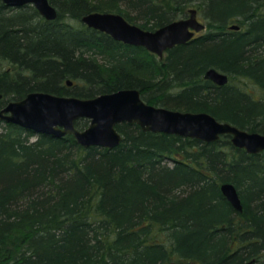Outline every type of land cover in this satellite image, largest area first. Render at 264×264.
I'll return each mask as SVG.
<instances>
[{"label":"trees","instance_id":"obj_1","mask_svg":"<svg viewBox=\"0 0 264 264\" xmlns=\"http://www.w3.org/2000/svg\"><path fill=\"white\" fill-rule=\"evenodd\" d=\"M49 1L53 21L0 1V106L33 90L89 98L136 88L149 104L264 134V0ZM194 5L206 32L162 58L81 21L113 11L153 30ZM210 67L228 82L205 79ZM115 127L117 146L84 147L0 119V264H264V151L247 153L229 135Z\"/></svg>","mask_w":264,"mask_h":264},{"label":"water","instance_id":"obj_2","mask_svg":"<svg viewBox=\"0 0 264 264\" xmlns=\"http://www.w3.org/2000/svg\"><path fill=\"white\" fill-rule=\"evenodd\" d=\"M3 1L15 5L31 2L46 19L57 17V11L49 0ZM189 12L188 17L153 30L130 23L121 14L114 12H89L81 17V21L88 27L110 35L116 41L144 47L161 58L165 50L190 41L195 32L205 28V24L197 19L196 10L190 9ZM230 28L238 29L239 26L233 24ZM204 77L219 85L228 82V76L215 68L207 69ZM70 83L67 80V84ZM79 118L88 119L86 127H75V121ZM0 119L35 132L55 136L71 134L84 147L117 146L122 135L115 126L128 122L136 123L143 131L192 137L205 142L216 141L221 135H230L231 143L247 153L264 151V134L249 132L227 121L217 120L207 112L180 111L149 104L136 88H123L89 98L31 91L0 109ZM220 190L235 210H242L238 192L232 183L221 184ZM253 262L254 260H250L242 264Z\"/></svg>","mask_w":264,"mask_h":264},{"label":"bare ground","instance_id":"obj_3","mask_svg":"<svg viewBox=\"0 0 264 264\" xmlns=\"http://www.w3.org/2000/svg\"><path fill=\"white\" fill-rule=\"evenodd\" d=\"M6 7L7 6H11V7H15V8H20V7H23V6H26V5H28V6H31V7H33L35 10H36V12L38 13V15L42 18V20H44V21H53V20H55V19H52V20H50V19H46L43 15H41L40 13H39V11L37 10V8L33 5V3H31V2H26V3H24V4H21V5H15V4H7V3H5L3 0H0ZM49 3H50V1H49ZM51 4V3H50ZM52 5V4H51ZM53 6V5H52ZM195 6V5H194ZM190 6V7H188L187 9H186V14L183 16V17H179V18H176V19H174V20H177V19H180V18H185V17H188L189 16V14H190V9H195L196 10V14L198 15L199 14V10H198V7L197 6ZM54 8H55V6H53ZM11 9H13V8H11ZM56 9V8H55ZM56 11H57V9H56ZM113 12V11H112ZM114 13H117V12H114ZM174 20H172V21H174ZM171 22V21H170ZM233 24H235V23H233ZM233 24H229V26H228V29L229 30H238V29H232V28H230V26L231 25H233ZM237 25V24H236ZM197 32H199V31H197ZM197 32H195V33H197ZM199 35V34H198ZM196 35L194 34V37H195ZM193 37V38H194ZM125 44V43H124ZM141 47V46H140ZM168 50V49H167ZM166 51V50H165ZM164 51V52H165ZM152 53V52H151ZM154 54V53H153ZM210 68H214V67H210ZM209 69V68H208ZM216 69V68H215ZM207 70V69H206ZM206 70H205V72H206ZM218 70V69H217ZM218 71H220V70H218ZM205 72H204V74H205ZM220 72H222V71H220ZM223 73H225V72H223ZM204 74H203V77H204ZM226 74V73H225ZM227 75V74H226ZM205 78V77H204ZM205 79H207V80H209L210 82H212L213 84H215V85H217V86H222V85H219V84H216V83H214L212 80H210V79H208V78H205ZM122 89V88H121ZM118 90H120V89H118ZM33 91H42V90H33ZM117 91V90H116ZM29 92H31V91H29ZM43 92H46V91H43ZM28 93V92H27ZM26 93V94H27ZM49 93V92H48ZM25 94V95H26ZM1 95V94H0ZM24 95V96H25ZM99 95V94H98ZM23 96V97H24ZM1 97H2V95H1ZM23 97H21V98H23ZM21 98H19V99H21ZM19 99H13V100H19ZM6 101V103L5 104H7L8 102H10V101H12L11 99H6L5 100ZM174 110H178V109H174ZM180 111H186V110H180ZM218 120V119H217ZM24 128V127H23ZM26 129V128H25ZM229 138H230V135H229ZM223 183H225V182H223ZM223 183H221V184H223ZM221 184H220V186H221ZM219 186V187H220ZM221 191V190H220Z\"/></svg>","mask_w":264,"mask_h":264},{"label":"rangeland","instance_id":"obj_4","mask_svg":"<svg viewBox=\"0 0 264 264\" xmlns=\"http://www.w3.org/2000/svg\"><path fill=\"white\" fill-rule=\"evenodd\" d=\"M197 19L199 20V21H201V22H203L204 24H205V21L203 20V18L201 17V15H200V13L197 15ZM204 32H206V27L203 29V30H200L199 32H197L196 33V35H198V34H203ZM156 55V54H155ZM157 56V55H156ZM164 56V52H163V55H162V57ZM158 57V56H157ZM161 57V58H162ZM238 84H241L242 86H245V84H244V82L242 81V80H240V81H236ZM233 84H236V83H234V81H233ZM250 85V84H249ZM256 93V92H255ZM67 96V95H66Z\"/></svg>","mask_w":264,"mask_h":264},{"label":"flooded vegetation","instance_id":"obj_5","mask_svg":"<svg viewBox=\"0 0 264 264\" xmlns=\"http://www.w3.org/2000/svg\"><path fill=\"white\" fill-rule=\"evenodd\" d=\"M3 4V3H2ZM3 6L5 7V5L3 4ZM8 8H13V9H16L15 7H11V6H7ZM195 35H196V33H195ZM197 36V35H196ZM186 43V42H185ZM183 44V43H182ZM177 45H179V44H177ZM176 46V45H175ZM174 47V46H173ZM167 51V50H166ZM165 51V52H166ZM164 52V53H165ZM66 83H67V81H66ZM68 85V84H67ZM70 85H71V83H70ZM1 98V97H0ZM6 102H4L1 106H0V109H2L6 104H5Z\"/></svg>","mask_w":264,"mask_h":264}]
</instances>
